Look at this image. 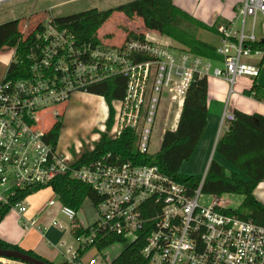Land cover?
<instances>
[{
    "label": "built area",
    "instance_id": "obj_1",
    "mask_svg": "<svg viewBox=\"0 0 264 264\" xmlns=\"http://www.w3.org/2000/svg\"><path fill=\"white\" fill-rule=\"evenodd\" d=\"M259 16L264 19V0L236 4L229 24L216 26L221 35L218 60L180 43L157 42L147 34L145 39L112 44L100 36L79 38L70 25L54 18L43 21L41 28L26 21L21 32L22 40H29L28 67L21 68L25 74L16 78L6 72L0 82V204H11L22 191L51 189L61 176L92 187L97 200L85 199L93 209V221L87 225L76 223L80 210L63 204L57 194L58 200L53 196L38 211L41 215L58 205L72 222L71 242L61 238L54 244L48 239L68 264H112L115 257L107 253L109 247L100 250L99 245L110 236L130 244L143 231L146 244L141 252L146 264H264V225L242 218L220 195L209 194L210 203L203 202L206 173L192 190L156 165L117 164L104 158L75 167L77 155L86 144L93 149L103 132L116 139L129 128L138 137L141 153H156L150 148L156 145L158 130L162 128L163 141L167 129L176 128L178 122L170 126L169 121L200 78L221 76L233 87L238 77H258L261 68L246 59L263 54L254 47L261 40L256 33ZM249 17L253 22L247 29ZM13 49L10 65L23 64L18 46ZM116 77L126 80L122 97L107 103L104 96L96 95L106 104L100 132L64 148L62 131L73 95H95L90 85ZM223 117L231 122L236 118L228 111ZM60 124L61 132L54 138ZM28 198L11 204L25 229H36L43 236L50 228L68 230L57 217L49 225L28 218Z\"/></svg>",
    "mask_w": 264,
    "mask_h": 264
},
{
    "label": "trees",
    "instance_id": "obj_2",
    "mask_svg": "<svg viewBox=\"0 0 264 264\" xmlns=\"http://www.w3.org/2000/svg\"><path fill=\"white\" fill-rule=\"evenodd\" d=\"M120 12L129 19L134 16L141 18L146 29L142 30L141 33L137 29L129 31L123 41H129L132 38L145 39V32L150 30L162 36H169L175 42L190 48L192 52L213 60L221 59L215 45L203 41L197 35L200 29L212 33L216 32L217 25L208 26L200 19H195L180 6H177L173 0H131L112 9L100 10L94 8L61 18H54V21L62 25H70L79 38L98 40L99 29L115 13ZM21 21L15 19L0 24V49L5 46L11 48L18 46V57L24 60L23 64H11L9 66L7 74L15 78L25 74L26 70L22 73L21 68L27 69L28 67L25 55L29 40H22L21 29L26 21ZM28 21V24L31 25V21ZM42 22V20H39L34 24L41 28L43 26ZM254 47L264 52V37L255 43ZM262 63H264V54ZM125 84L126 80L124 78L116 77L92 84L89 90L92 94L104 96L107 103H110L116 97L124 95ZM192 85L183 101L176 128L173 130L167 129L160 149L156 153L151 155L141 153L137 146L138 137L129 128L125 129L116 139L103 132L100 141L94 145L93 149L86 146L77 155L75 167H81L104 158H109L110 161L117 164L132 161L134 164L156 165L162 172L172 176L180 183L187 184L192 190L198 187L203 175L182 174L180 167L184 161L193 156L208 125V78H200ZM258 94L257 85L246 92V95H252L256 98H259ZM233 113L236 118L229 123L228 128L219 138L216 151L227 159L232 166L242 171L248 179L245 180L237 171H227L218 161L213 160L205 176L203 191L216 196L223 193L243 195L244 200L240 207L235 209V212L244 219L253 220L264 225V204L254 196V189L264 180V116L260 114L248 115L239 110H235ZM112 119L113 113L107 121L109 129L113 124ZM61 128L62 124L55 128L54 138L59 136ZM50 188L59 196L63 204L78 211L83 207L86 197L97 200L92 187L68 176L57 178ZM37 190L20 192L11 204H14L20 198L37 192ZM11 204H0V224L11 211ZM79 232L80 229L77 228L75 233ZM116 243L125 244L122 238L110 236L99 245V249L104 250ZM145 244L146 235L143 231L137 241L126 244L121 254L113 259L112 264H146L141 252ZM5 248L25 252L48 264H53L31 250H26L18 245L11 244L7 240L0 239V249ZM8 259L28 264L14 258ZM61 264L68 263L64 261Z\"/></svg>",
    "mask_w": 264,
    "mask_h": 264
},
{
    "label": "rangeland",
    "instance_id": "obj_3",
    "mask_svg": "<svg viewBox=\"0 0 264 264\" xmlns=\"http://www.w3.org/2000/svg\"><path fill=\"white\" fill-rule=\"evenodd\" d=\"M191 1L192 0H190V2ZM127 2H130V0H14L11 2H4L0 4V24L15 19H20L22 20L21 22L30 20L32 24L39 20L47 22L48 19L61 18L64 16L73 15L76 13H80L81 11L90 10L94 8H98L100 10H108ZM205 2L212 4V2H209L208 0H205ZM189 7L192 9V12L195 13L196 9L200 8V6L198 5H196L194 8L192 7V5H190ZM232 15L234 16V10L232 11ZM239 22L241 25L242 20H240ZM252 22L253 18L249 17L247 20V29L251 27ZM25 23H23L24 26ZM136 29L139 30V33H141L142 30H146L144 28V21L137 16H134L129 19L123 13L120 12L115 13L114 16L99 29L98 33L99 36L104 39V42L114 44L122 42L126 38L125 36L129 31H135ZM263 32L264 19L263 17L261 18L259 16L256 32L259 38L264 35ZM145 34H147V37L154 39L157 42L174 43V41H172L169 36L158 35V33L155 31L147 30ZM197 35L200 39H202L203 41L205 40L210 44L214 45L218 43V36L215 35V32L212 33L200 29L197 32ZM13 53L14 49L8 46H5L0 49V82L6 76L9 64L14 58ZM67 108L68 109L66 112V119L64 121L65 125L62 131V135L64 138V148H66L68 144L76 143L78 140H80L81 142L91 140L94 135L100 132L101 124L104 121L102 120V118H96L92 104H87V100L84 99V96L82 97L78 94L73 95ZM180 111L181 108H179L178 105L172 115L173 119L169 121L170 126H175V123L178 122ZM157 127L161 128V126L159 125ZM161 133L162 128L158 130L157 140H154V143L156 145L151 146L150 151L159 150L163 137ZM86 146L88 147V144H86L85 147ZM205 194L207 196L202 198V201L210 203L208 197L209 193L205 192ZM53 196H55V199L58 200L57 196L51 189L37 190V192H33L31 195H29L27 203L30 205V207L32 206L31 208L29 207L32 211V215H30V217L28 218L35 219L38 216V211L42 207H44L45 204ZM219 197L221 200H229L228 207L231 210L238 209L244 200L243 195L239 193H223ZM53 210L58 211L59 214H57V219L67 225L68 230L61 231L54 228L51 232L47 231L45 233V237L51 240L53 243L59 242L61 238H64L71 242L73 237H71L69 232L72 226V222H70L63 214L59 212L58 205H55ZM13 212H15V209H13ZM92 213V206L90 202L86 200L84 202V206L80 209L78 213L79 219H76V223L80 224L82 222L85 225L91 223L93 221V217L91 215ZM125 246L126 244L124 243L113 244L107 249V253H109L110 256L117 257L121 254V251L124 249ZM57 255L58 256L55 259L54 264L63 263L65 260L64 256L61 254ZM88 256H86V258H88ZM2 261H4L5 263L1 262V264H23L18 261L10 260L8 258H3Z\"/></svg>",
    "mask_w": 264,
    "mask_h": 264
},
{
    "label": "crops",
    "instance_id": "obj_4",
    "mask_svg": "<svg viewBox=\"0 0 264 264\" xmlns=\"http://www.w3.org/2000/svg\"><path fill=\"white\" fill-rule=\"evenodd\" d=\"M131 1V0H130ZM177 6H180L195 19H200L208 26L225 24L228 25L232 19V11L240 0H208L212 2L209 4L205 0H173ZM192 5L194 8L196 5L200 8L196 9V13L192 12L189 7ZM199 10V11H198ZM159 35V34H158ZM218 36V43L214 44L215 47L221 43V35L215 32ZM174 41L172 38H170ZM260 39H263V35ZM205 41V40H204ZM175 42V41H174ZM207 42V41H206ZM264 54V52H263ZM263 54L253 55L248 57L246 61L254 63L261 68L258 77H238L233 87L228 81L221 76H211L208 78L209 94H208V125L203 132V136L197 145L193 156L184 161L181 165L180 172L182 174L190 175H203L207 173L210 163L215 160L229 172L237 171L241 176L247 180V176L237 169L235 166L225 159L218 151H216V145L219 138L223 135V132L228 128L229 120H223L225 111L234 112L239 110L245 114H260L264 116V63H262ZM10 65V64H9ZM1 76V75H0ZM254 85H257L259 90V98L252 95H246L248 90H251ZM84 99L87 100V104H92L95 116L97 119L104 118L106 114V104L104 101L96 95L84 94ZM82 96V97H83ZM254 196L264 204V180H262L254 189ZM32 207V206H31ZM30 207V208H31ZM28 210L27 217L32 215V211ZM13 209L4 217V220L0 224V239L7 240L13 245H18L26 250H31L37 255H41L53 264L57 258V254H60L59 250L54 247V244L48 242V238L43 236L36 229H25L20 222V216ZM58 211L49 209L41 215H38L39 222L49 225L54 217H57ZM50 228L48 232L53 231ZM62 255V254H61ZM0 263H5L0 258ZM65 261V260H64Z\"/></svg>",
    "mask_w": 264,
    "mask_h": 264
},
{
    "label": "water",
    "instance_id": "obj_5",
    "mask_svg": "<svg viewBox=\"0 0 264 264\" xmlns=\"http://www.w3.org/2000/svg\"><path fill=\"white\" fill-rule=\"evenodd\" d=\"M0 258H14L16 260L24 261L28 264H48L41 259H37L25 252H19L13 249H0Z\"/></svg>",
    "mask_w": 264,
    "mask_h": 264
}]
</instances>
